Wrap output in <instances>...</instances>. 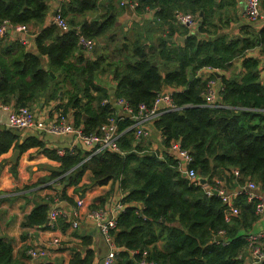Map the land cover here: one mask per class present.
I'll list each match as a JSON object with an SVG mask.
<instances>
[{
    "label": "trees",
    "instance_id": "trees-1",
    "mask_svg": "<svg viewBox=\"0 0 264 264\" xmlns=\"http://www.w3.org/2000/svg\"><path fill=\"white\" fill-rule=\"evenodd\" d=\"M50 1L0 0V22L41 27L50 11ZM127 1L134 3L138 16L156 8L155 19L161 27L153 40L149 38L153 28H139L126 52L122 47L114 48L116 60L101 64L105 56L95 60L80 56L71 62L79 36L95 43L115 40L111 33L115 21L108 14L85 17L86 12L96 10L98 0L62 1L58 7L69 24L67 31L59 32L54 24L43 27L33 37L35 51L17 41L0 45V101L7 103L8 96L16 93L15 108H29L37 94L48 100L65 97L64 106L74 110L76 125L81 123L84 132H92L113 115L117 98H125L133 108L139 104L150 107L158 91L170 88L177 109L154 120V129L161 136L158 150L151 152L142 147L132 130L126 129L131 120L115 116L122 131L117 140L120 152H93L76 145L71 150L65 148L59 156L55 150L44 149L45 154L60 161V167L48 179L60 176L64 187L76 186L88 171L90 182L81 185V191L94 184L117 181L123 192V208L110 231L119 249L113 264H139L142 258L159 264H243L245 236L253 231L258 219L257 201H249L245 193L237 194L233 203L239 214L230 215L221 198L215 193L206 195L204 188L231 191L236 184L251 180L264 193V84L259 80L257 58L246 53L256 48L264 52V25L255 30L243 23L240 33L230 34L226 29L230 19L227 13L231 16L234 0ZM175 10L193 14L201 11L196 29L177 23ZM221 15L226 21L217 19ZM176 37L184 40L177 41ZM38 54L46 55V69ZM239 57L243 68L240 78L219 76L217 105H205L202 93L215 74L210 72L202 78L198 72L207 67L226 69ZM49 70L65 76L76 73L80 85L65 95L59 94L58 85L49 86ZM98 71L110 75L114 81L111 90L96 82ZM20 138L17 128L2 127L0 155L13 147L20 151L44 147L37 135H27L22 143ZM176 142L189 151L190 167L197 175L207 177V184L190 181L176 168L177 159L168 152ZM62 197L74 204L65 194ZM48 209L46 201L36 204L28 215L30 225L47 226ZM57 221L65 223V217L59 216ZM82 239L83 253L76 251L69 264H94L95 253L87 247L90 240ZM8 241L0 238V264L14 263ZM38 264L57 263L42 259ZM253 264H264V258Z\"/></svg>",
    "mask_w": 264,
    "mask_h": 264
},
{
    "label": "crops",
    "instance_id": "crops-1",
    "mask_svg": "<svg viewBox=\"0 0 264 264\" xmlns=\"http://www.w3.org/2000/svg\"><path fill=\"white\" fill-rule=\"evenodd\" d=\"M62 1L66 0L50 1V11L41 27L37 28L29 25L30 31L33 32L28 35L27 39L29 42L26 45L20 42V32L15 28L8 29L4 36H0V45H3L5 42L11 44L13 41H17L20 42L25 49H32L35 51L36 46L33 40L35 33L39 32L43 27L52 24V12ZM216 1L218 2L219 0ZM234 2L235 4L232 7L233 12L231 16L227 13L230 19L226 29L230 34L240 33L241 29L239 26L243 23L250 24L249 26L255 30L260 29L264 25L263 0H260L261 17H258L254 21L247 20L245 16V0H234ZM127 4L130 6V11L126 9V5H120V0H98L96 10L86 12V18L104 14L113 16L115 25L111 33L114 35L113 38L115 40H97L90 52L85 51L78 44V47L73 51L70 57L71 62H74L75 59L80 56L89 60H95L99 56H105L101 64L105 63V61L116 60V53L113 52L114 48L122 47L126 52L129 48L130 41L134 38L135 31L139 28H146L148 31L150 28H153L154 31L149 33V38H151V40L159 35L161 25L155 19L156 8L147 9L138 16L134 13V3L130 4L129 1H127ZM180 13L192 14L196 18L197 23L202 15L201 11H195L193 14L191 12H177V10H175V21L177 14ZM221 16L222 17L218 16L217 19H222L223 22L226 21V16ZM79 18H83V16L80 15ZM188 29L194 30L196 27H188ZM145 36L148 37V32H146ZM176 38L175 40L180 41ZM145 44L149 45V42L146 41ZM246 53L248 56L257 58L259 63V80L264 84V52L256 48ZM38 57L42 59L43 68L46 69V55L38 54ZM122 57L123 55H120V58ZM240 62L241 58L239 57L233 59L226 69L212 71L205 68L199 72V75L205 78L210 72L214 73L215 78L212 79L215 81V88L219 91L221 88L219 76L224 75L226 78H240L243 73ZM50 72L54 74V78L51 77ZM48 74L51 77L49 86L53 84L58 85L60 87L59 94L64 93L65 95L67 91H72L76 86L80 85L81 82L76 73L74 76H65L64 73L49 70ZM96 82L99 85L107 87L108 90H111L114 85V81L105 71L97 72ZM163 89H167V87ZM16 98L17 94L13 93L8 96L7 103L0 101V104L3 106L0 111V120L2 122L5 121L7 111L15 108ZM65 103L66 98L62 96L48 100L45 96L37 94V97L33 99L29 108L35 116L44 119L46 122L52 121L57 117V112L62 111L69 122L76 124L74 110L72 108L67 109L66 106H64ZM2 127L8 128L4 123L1 124V128ZM148 127L150 129V135L146 138L137 139L136 141L149 151H156L160 147L161 136L159 132L155 131L153 124H149ZM18 131L21 136L19 143H22L27 135L34 134L43 141L44 147H30L24 151L18 149L19 153L15 159L13 157V153L17 149L15 147L10 148L7 152L0 155V238L2 237L9 240L8 242L11 244L12 250V259L14 261L13 264H38L42 259H47L57 264H69V260L76 251L83 253L84 241L82 238L90 240V244L87 247L91 248L95 253L94 264H100L103 258L101 255L106 245L104 238H102L99 233L96 221L88 215L89 212L95 208L106 207L108 210L114 211L117 210V206L122 205L120 199L123 196V192L119 190L117 181L110 180L102 185L94 184L84 191H81L79 187L90 182V173L88 171L83 174L76 186L64 187L59 180L60 176L48 179V177L60 167V161L49 157L45 154L44 149L55 150L56 155L60 156L58 149L66 148L71 140V136L49 134L43 131H37L33 128L18 129ZM143 141L149 142L143 143ZM168 152L174 158L178 157V155L169 148ZM239 186L242 185L236 184L234 190H231V192H234ZM254 193L264 194L260 190L259 185L254 189ZM63 194L71 199L74 204L65 200L62 197ZM44 201L49 204L47 220L45 222L46 225L48 223L49 212L53 207L56 208L59 213L57 218L59 216L65 217V223H59L56 218L54 226L47 225L44 228H39L30 225L28 215L32 212L36 204ZM73 205H76V211L72 210L71 207ZM122 208L123 205L121 209ZM74 220L78 221L77 227H72V222ZM257 231H264V211L253 224L252 232ZM217 237L220 239V236ZM54 238L58 239V245L52 243ZM29 247L42 248L46 251V254L42 259H31L26 253ZM117 250L119 249L116 246V252ZM243 264H253L249 251H246L244 254Z\"/></svg>",
    "mask_w": 264,
    "mask_h": 264
},
{
    "label": "built area",
    "instance_id": "built-area-1",
    "mask_svg": "<svg viewBox=\"0 0 264 264\" xmlns=\"http://www.w3.org/2000/svg\"><path fill=\"white\" fill-rule=\"evenodd\" d=\"M245 16L247 20L254 21L258 17H261L260 13V0H245ZM127 0H120V5H126ZM55 13L52 15V24H54L60 32H65L69 29V24L61 13L59 7L54 9ZM264 16V15H263ZM177 23L185 25L191 28L196 27V18L190 13H180L176 17ZM15 28L19 31L20 42L26 45L29 40L28 35L31 34L29 25L17 24L12 25L8 20H2L0 22V36H4L8 29ZM78 44L87 52H90L95 46V40L79 36ZM208 68V67H207ZM205 69V68H204ZM212 71L217 69L208 68ZM201 71V70H200ZM199 71V72H200ZM198 72V75H199ZM218 90L215 88V81L211 78L207 80L206 89L202 93L205 105H217L216 97ZM115 112L110 115L106 122L102 123L95 131L84 132L82 124H73L67 120L66 115L62 111L57 112V117L50 122H46L44 119L37 117L26 106H19L17 108L7 111L5 121L0 120L1 124H5L8 127L17 129L33 128L37 131H43L49 134L56 135H70L71 140L68 143V150H71L76 145H81L88 149H92L93 152L101 150H111L120 152L117 145L122 131L118 130L116 117L122 119L128 117L131 120L130 125L126 128L132 130L134 137L137 139L146 138L150 135L149 124H153L160 114L176 110L171 100L170 88L161 89L157 92L153 104L149 107L144 104H139L136 108L131 107L128 101L119 97L115 101ZM3 106L0 104V111ZM116 116V117H115ZM125 129V130H126ZM174 151L178 157H176V168L182 172L189 180L193 181L196 177V171L190 167L192 156L187 149L181 148L180 145L172 143L169 147ZM155 152V151H151ZM60 155L65 153V148L58 149ZM88 158V157H87ZM235 176H238L236 170L233 171ZM257 184L254 181H247L242 186L237 187L234 192L225 191L223 188L211 189L204 188L206 195L210 196L215 193L221 198V201L227 206L228 213L230 215L237 216L239 214V208L234 205L233 200L237 194L245 193L248 200H256L255 213L259 216L264 211V195L255 194L254 189L257 188ZM122 205L117 206V210H108L106 207H99L89 212V217L96 221L99 233L104 237V240L108 246L107 253L103 256L101 264H113L114 254L116 253V245L113 243L110 231L115 228L116 215L121 209ZM72 210L76 211V205H73ZM56 208H52L48 215L47 225L54 226L56 218L58 216ZM78 221L72 222V227H77ZM245 239L247 241V250L251 256L252 263H257L264 258V231L249 232ZM58 239L54 238L52 243L58 245ZM27 255L31 259H42L46 254V251L42 248L29 247L26 251ZM19 264V263H18ZM139 264H159L154 260H148L142 258L139 260Z\"/></svg>",
    "mask_w": 264,
    "mask_h": 264
},
{
    "label": "water",
    "instance_id": "water-1",
    "mask_svg": "<svg viewBox=\"0 0 264 264\" xmlns=\"http://www.w3.org/2000/svg\"><path fill=\"white\" fill-rule=\"evenodd\" d=\"M126 9L128 11L131 10L129 4H126ZM54 13H55V11L52 12V15H54ZM176 39H179L180 41H183L184 40V37H178ZM170 41H172V40H170ZM152 64L154 65V64H156V62L153 61ZM50 75H51V77L54 78V74L53 73L50 72ZM18 153H19V150L16 149L14 151V153H13L14 159L17 157ZM14 159H13V161H14ZM193 181H196L200 185H205V184H207V177H202V176L196 175V177L193 179ZM101 237L104 238L102 235H101ZM216 239H219V237H216ZM105 245H106V247H105V250H104L103 254L101 255V257H103V255H105L107 253L108 246H107L106 242H105ZM100 264H101V261H100Z\"/></svg>",
    "mask_w": 264,
    "mask_h": 264
},
{
    "label": "rangeland",
    "instance_id": "rangeland-1",
    "mask_svg": "<svg viewBox=\"0 0 264 264\" xmlns=\"http://www.w3.org/2000/svg\"><path fill=\"white\" fill-rule=\"evenodd\" d=\"M149 141H143V143H148ZM191 181V180H190ZM248 251V250H247Z\"/></svg>",
    "mask_w": 264,
    "mask_h": 264
}]
</instances>
